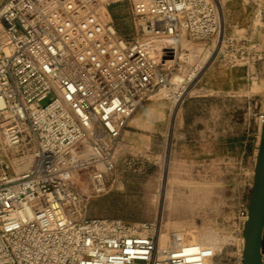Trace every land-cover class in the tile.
Masks as SVG:
<instances>
[{"label":"built area","instance_id":"obj_1","mask_svg":"<svg viewBox=\"0 0 264 264\" xmlns=\"http://www.w3.org/2000/svg\"><path fill=\"white\" fill-rule=\"evenodd\" d=\"M232 2L264 27V0H0V264H204L200 244L161 247L156 225L91 218L87 207L109 191L140 106L175 99L215 61L263 57L243 28L227 31ZM123 4L130 36L111 12Z\"/></svg>","mask_w":264,"mask_h":264},{"label":"rangeland","instance_id":"obj_2","mask_svg":"<svg viewBox=\"0 0 264 264\" xmlns=\"http://www.w3.org/2000/svg\"><path fill=\"white\" fill-rule=\"evenodd\" d=\"M111 11L135 32L128 4ZM225 19L227 31L243 28L264 49L263 24L242 3H229ZM194 48L204 61V45ZM187 73L182 66L174 75ZM173 95L154 96L131 118L114 181L91 199L87 216L153 224L160 228L161 247L194 242L203 247L204 264H242L241 214L249 207L264 115V54L232 69L210 63L189 83L178 109Z\"/></svg>","mask_w":264,"mask_h":264},{"label":"water","instance_id":"obj_3","mask_svg":"<svg viewBox=\"0 0 264 264\" xmlns=\"http://www.w3.org/2000/svg\"><path fill=\"white\" fill-rule=\"evenodd\" d=\"M264 123L257 152L255 178L244 228L242 264H264Z\"/></svg>","mask_w":264,"mask_h":264},{"label":"trees","instance_id":"obj_4","mask_svg":"<svg viewBox=\"0 0 264 264\" xmlns=\"http://www.w3.org/2000/svg\"><path fill=\"white\" fill-rule=\"evenodd\" d=\"M112 15H113V19H114V22H115V25L118 31L124 36L132 35L133 27L130 21H128L127 18L117 13L116 11H113Z\"/></svg>","mask_w":264,"mask_h":264},{"label":"bare ground","instance_id":"obj_5","mask_svg":"<svg viewBox=\"0 0 264 264\" xmlns=\"http://www.w3.org/2000/svg\"><path fill=\"white\" fill-rule=\"evenodd\" d=\"M257 22H262L260 20H256ZM240 32V31H238ZM176 80H180V76L177 75L176 76ZM179 93L175 95V99H174V103H173V107H176L177 109L179 108V105H180V102H181V99H182V96H183V91H178ZM166 93H163V95L165 96ZM159 245H160V239H159ZM165 247V246H164ZM264 260V258H263Z\"/></svg>","mask_w":264,"mask_h":264},{"label":"crops","instance_id":"obj_6","mask_svg":"<svg viewBox=\"0 0 264 264\" xmlns=\"http://www.w3.org/2000/svg\"><path fill=\"white\" fill-rule=\"evenodd\" d=\"M208 71H211V70H208ZM207 74H208V73H207ZM207 74H206V75H207ZM205 85H206V86H211V88H212L213 90H215V91H220V90H221L220 87H215V86L212 85V83H210L209 81H207V82L205 83ZM142 106H143V105H142ZM142 106H140V108H141ZM140 108H139V109H140ZM139 109H138V110H139ZM138 110H137V111H138ZM176 112H177V111H176ZM129 126H130V124H129ZM129 126H128V127H129Z\"/></svg>","mask_w":264,"mask_h":264}]
</instances>
